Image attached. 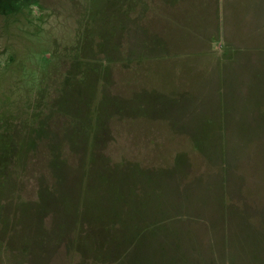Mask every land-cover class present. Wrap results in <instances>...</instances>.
<instances>
[{
	"label": "rangeland",
	"instance_id": "1",
	"mask_svg": "<svg viewBox=\"0 0 264 264\" xmlns=\"http://www.w3.org/2000/svg\"><path fill=\"white\" fill-rule=\"evenodd\" d=\"M0 264H264V0H0Z\"/></svg>",
	"mask_w": 264,
	"mask_h": 264
}]
</instances>
